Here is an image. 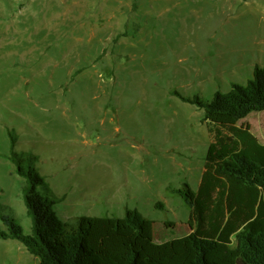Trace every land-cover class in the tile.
<instances>
[{"label":"rangeland","instance_id":"1","mask_svg":"<svg viewBox=\"0 0 264 264\" xmlns=\"http://www.w3.org/2000/svg\"><path fill=\"white\" fill-rule=\"evenodd\" d=\"M257 66L264 0H0L1 211L31 233L15 134L63 222L136 210L156 243L179 238L190 209L177 190H198L213 141L183 98L211 101ZM242 124L264 144V112ZM0 264L39 261L0 239Z\"/></svg>","mask_w":264,"mask_h":264},{"label":"trees","instance_id":"2","mask_svg":"<svg viewBox=\"0 0 264 264\" xmlns=\"http://www.w3.org/2000/svg\"><path fill=\"white\" fill-rule=\"evenodd\" d=\"M183 99L203 110L213 137L197 192L187 185L178 191L191 211V234L157 244L155 223L136 210L123 218L63 222L36 169L38 157L15 151L17 138L11 134L10 161L26 182L23 198L32 230L26 234L0 207L7 227L0 239L20 242L39 264H264V145L249 125L239 126L251 113L264 112V67L257 66L245 86L234 85L211 101Z\"/></svg>","mask_w":264,"mask_h":264},{"label":"crops","instance_id":"3","mask_svg":"<svg viewBox=\"0 0 264 264\" xmlns=\"http://www.w3.org/2000/svg\"><path fill=\"white\" fill-rule=\"evenodd\" d=\"M259 140V139H258ZM260 141V140H259ZM261 142V141H260ZM263 144V143H262ZM264 145V144H263ZM205 167V166H204ZM204 170L205 169H203V171H202V176H203V173H204ZM202 176H201V178H200V181H199V186H200V183H201V180H202ZM188 186L191 190H193L194 192H197V190H194L193 188H191L188 184H184L182 187H180L179 188V190H182L183 188H185V186ZM199 188V187H198ZM179 190H177V192L179 191ZM181 196V195H180ZM182 197V196H181ZM163 208H164V205H163ZM190 209V208H189ZM190 214H191V211H190ZM189 219H190V217H189ZM176 226V228L177 229H179L181 232H180V237L179 238H177V239H180V238H183V237H185V236H188L189 234H191V232H192V230H191V228L188 226V224L187 223H181L180 225H178V224H176L175 225ZM183 229V230H182ZM155 240V239H154ZM176 240V239H175ZM164 243H166V242H164ZM157 244H163V243H157Z\"/></svg>","mask_w":264,"mask_h":264}]
</instances>
